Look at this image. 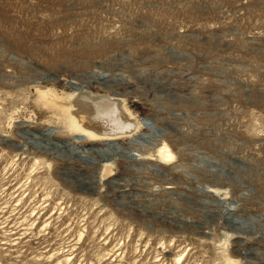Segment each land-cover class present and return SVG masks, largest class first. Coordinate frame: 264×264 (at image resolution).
Masks as SVG:
<instances>
[{"label": "rangeland", "instance_id": "1", "mask_svg": "<svg viewBox=\"0 0 264 264\" xmlns=\"http://www.w3.org/2000/svg\"><path fill=\"white\" fill-rule=\"evenodd\" d=\"M0 264H264V0H0Z\"/></svg>", "mask_w": 264, "mask_h": 264}, {"label": "bare ground", "instance_id": "2", "mask_svg": "<svg viewBox=\"0 0 264 264\" xmlns=\"http://www.w3.org/2000/svg\"><path fill=\"white\" fill-rule=\"evenodd\" d=\"M41 93L46 100L67 112L72 129L83 131L88 137L110 139L134 129V122L121 113L117 100L111 97L78 92L70 94L68 98L64 96L63 100L54 97L47 89H42Z\"/></svg>", "mask_w": 264, "mask_h": 264}]
</instances>
